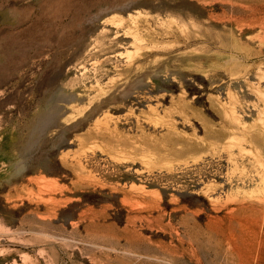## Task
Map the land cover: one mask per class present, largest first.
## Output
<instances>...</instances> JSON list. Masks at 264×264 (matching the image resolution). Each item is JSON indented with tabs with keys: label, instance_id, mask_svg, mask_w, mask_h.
I'll list each match as a JSON object with an SVG mask.
<instances>
[{
	"label": "rangeland",
	"instance_id": "obj_1",
	"mask_svg": "<svg viewBox=\"0 0 264 264\" xmlns=\"http://www.w3.org/2000/svg\"><path fill=\"white\" fill-rule=\"evenodd\" d=\"M0 264H264V0H0Z\"/></svg>",
	"mask_w": 264,
	"mask_h": 264
},
{
	"label": "bare ground",
	"instance_id": "obj_2",
	"mask_svg": "<svg viewBox=\"0 0 264 264\" xmlns=\"http://www.w3.org/2000/svg\"><path fill=\"white\" fill-rule=\"evenodd\" d=\"M141 14H143L142 12H139L137 13L138 16H140ZM124 19L123 17H114V18H109L107 20L108 23H112V24H116V25H121L123 24L124 22ZM133 43V46H134V49L133 50H127L126 53H121V55H125L126 57L128 58H133L135 57V55H137L143 48H146L147 46L145 44L142 43V39L138 36V35H135L134 37V41L132 42ZM99 62V61H98ZM95 64V63H94ZM103 89V88H102ZM82 114V113H81Z\"/></svg>",
	"mask_w": 264,
	"mask_h": 264
}]
</instances>
